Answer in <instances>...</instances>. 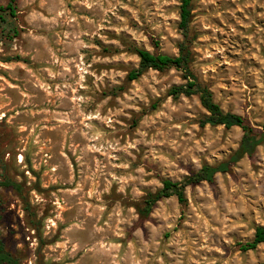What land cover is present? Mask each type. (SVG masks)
<instances>
[{
  "label": "rangeland",
  "instance_id": "rangeland-1",
  "mask_svg": "<svg viewBox=\"0 0 264 264\" xmlns=\"http://www.w3.org/2000/svg\"><path fill=\"white\" fill-rule=\"evenodd\" d=\"M0 234L19 264H263L264 143L141 217L149 192L228 161L243 131L201 126L183 72L135 81L133 48L177 56L180 0H0ZM191 68L263 131L264 0H193ZM119 88H124L122 91ZM11 181L20 189L3 184Z\"/></svg>",
  "mask_w": 264,
  "mask_h": 264
},
{
  "label": "trees",
  "instance_id": "trees-1",
  "mask_svg": "<svg viewBox=\"0 0 264 264\" xmlns=\"http://www.w3.org/2000/svg\"><path fill=\"white\" fill-rule=\"evenodd\" d=\"M16 8L13 2L7 6H0V21L6 23L9 16H15ZM193 0H180V22L179 29L183 36V41L179 44V53L177 56L166 54H154L150 51L135 47L133 52L139 57V66L133 69L129 75V81H135L146 72L153 70L165 72L170 69H176L183 72L185 84L174 86L169 91V96L177 99L181 96L191 97L199 96L201 105L208 112V115L200 122L202 127L224 126L226 129L234 127L243 131V137L238 150L228 160L218 165H204L198 172L187 176L181 182L165 180L163 188L157 192H149L143 201V206L138 207L141 217L147 218L153 211L156 204L166 198L176 196L181 204L187 202L186 188L197 186L203 182L213 183L217 174H226L231 167L243 159L245 156L252 157L257 148L264 143V125L263 131L255 128L240 115L224 112L221 106L214 101L211 89L200 82L191 68L194 60L193 44L196 36L191 33V24L194 18ZM124 88H119L122 91ZM8 187L20 189V186L14 182L8 181L3 184ZM2 219L0 209V220ZM261 244H264V226H258L255 229L253 239L246 242H239V249L243 252L254 251ZM0 264H19V261L6 250L4 241L0 234ZM264 264V263H263Z\"/></svg>",
  "mask_w": 264,
  "mask_h": 264
}]
</instances>
